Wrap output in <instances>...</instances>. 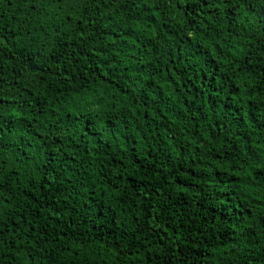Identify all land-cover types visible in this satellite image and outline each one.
I'll return each mask as SVG.
<instances>
[{
	"label": "trees",
	"instance_id": "16d2710c",
	"mask_svg": "<svg viewBox=\"0 0 264 264\" xmlns=\"http://www.w3.org/2000/svg\"><path fill=\"white\" fill-rule=\"evenodd\" d=\"M0 264H264V0H0Z\"/></svg>",
	"mask_w": 264,
	"mask_h": 264
}]
</instances>
